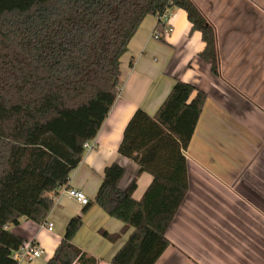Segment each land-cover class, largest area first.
Masks as SVG:
<instances>
[{
  "label": "trees",
  "instance_id": "trees-1",
  "mask_svg": "<svg viewBox=\"0 0 264 264\" xmlns=\"http://www.w3.org/2000/svg\"><path fill=\"white\" fill-rule=\"evenodd\" d=\"M173 7L200 32L198 56L220 76L215 27L193 0L0 6V264H17L12 253L26 242L10 226L21 218L46 221L53 197L82 159L83 143L98 133L120 89V58L142 20ZM205 99V91L177 79L154 114L137 108L126 123L118 153L138 165L136 175L148 172L152 180L135 199L136 177L121 189L125 168L104 167L93 202L122 228L99 233L115 241L131 228L111 264H154L170 244L166 231L188 191L184 152ZM90 204L68 220L45 264H97L73 242Z\"/></svg>",
  "mask_w": 264,
  "mask_h": 264
},
{
  "label": "crops",
  "instance_id": "crops-1",
  "mask_svg": "<svg viewBox=\"0 0 264 264\" xmlns=\"http://www.w3.org/2000/svg\"><path fill=\"white\" fill-rule=\"evenodd\" d=\"M193 1L215 27L220 76L198 56L204 43L184 10L170 9L173 29L160 39L152 36L158 18L147 15L120 58V89L95 146L83 152L64 186L82 190L91 201L73 242L97 264H111L131 230L115 241L99 233L122 228L93 202L104 167L122 165L119 187L136 177L133 197H142L152 176L136 175L138 165L118 153L123 129L137 108L154 114L177 79L205 91L206 99L184 152L188 191L166 231L170 244L154 264H264V0ZM53 199L46 217L52 231L26 218L10 226L42 250L21 264H45L68 220L82 212L83 205L61 190Z\"/></svg>",
  "mask_w": 264,
  "mask_h": 264
},
{
  "label": "built area",
  "instance_id": "built-area-1",
  "mask_svg": "<svg viewBox=\"0 0 264 264\" xmlns=\"http://www.w3.org/2000/svg\"><path fill=\"white\" fill-rule=\"evenodd\" d=\"M171 17L170 9H166L162 14H160L157 18L160 24L158 29H155L152 33V36L155 38H162L164 35L170 33L173 29L172 25L169 23V19ZM95 146L93 139L87 140L83 143L84 151H89ZM60 190L66 193L68 196L75 199L79 204L85 205L88 203V197L82 190L67 187L60 188ZM43 227L47 230L52 231L53 223L51 221H45L41 223ZM42 254V250L35 242H25L20 245L13 253L12 257L17 261V264H21L22 261H31L40 257Z\"/></svg>",
  "mask_w": 264,
  "mask_h": 264
},
{
  "label": "rangeland",
  "instance_id": "rangeland-1",
  "mask_svg": "<svg viewBox=\"0 0 264 264\" xmlns=\"http://www.w3.org/2000/svg\"><path fill=\"white\" fill-rule=\"evenodd\" d=\"M12 1L14 0H0V6L3 4H9V6H13L15 4H17V6L23 7L24 6V2L25 0H15L14 2H16L15 4H12Z\"/></svg>",
  "mask_w": 264,
  "mask_h": 264
}]
</instances>
